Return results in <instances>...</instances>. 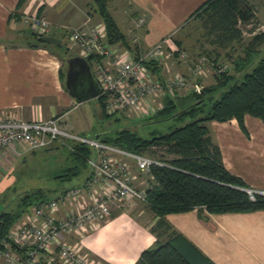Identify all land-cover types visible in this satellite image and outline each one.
<instances>
[{
  "label": "crops",
  "instance_id": "0c3cea01",
  "mask_svg": "<svg viewBox=\"0 0 264 264\" xmlns=\"http://www.w3.org/2000/svg\"><path fill=\"white\" fill-rule=\"evenodd\" d=\"M116 1L115 5L122 3L121 9L116 10L113 5L115 10L110 12L113 17L121 18L124 30L115 20L129 45L128 36L132 34L134 53L137 54L164 35H173L185 21L193 18L191 13L205 0ZM17 2L0 0V109L11 110L24 119H45L67 112L77 101L61 82L60 60L43 46L29 45V36L19 39L17 35H23L25 16L31 13L46 16L51 22L49 33L61 40L71 25L81 24L84 20L88 25L103 21L91 6L92 0H23L20 5ZM93 14L100 17L96 22L92 21ZM140 17L144 21L137 24ZM171 42L176 44L173 38ZM116 43L127 47L121 42ZM156 62L159 69L155 75L160 78L180 71L176 67L171 70L173 58ZM181 67L184 74L189 72L188 62L182 63ZM206 71L201 77L207 74ZM249 115H244L246 131L240 128L235 118H230L210 120L214 134L210 133V128L209 134L219 146L225 167L239 175L247 186L264 190V121ZM27 151L17 156L1 152L0 174L5 171L1 163L5 164V156L19 159ZM139 202H144L145 206L137 213L114 203L107 220L87 232H70L67 238L80 243L98 264H134L141 250L153 246L156 240L150 227L157 216L145 201ZM202 212L206 219L199 216L197 207L168 212L165 218L216 264H264V208ZM145 213L147 218L143 220Z\"/></svg>",
  "mask_w": 264,
  "mask_h": 264
},
{
  "label": "trees",
  "instance_id": "16d2710c",
  "mask_svg": "<svg viewBox=\"0 0 264 264\" xmlns=\"http://www.w3.org/2000/svg\"><path fill=\"white\" fill-rule=\"evenodd\" d=\"M22 1L18 0L17 4ZM92 2L104 23L107 41L121 42L128 47L125 33L108 9V0ZM191 16L200 20L206 41L225 47L232 41L241 40V24H255L256 12L249 0H205ZM29 37V45L43 46L59 59L68 53L64 44L44 42L31 29ZM176 42L180 44V40ZM227 55L232 57L235 72L225 68L215 74L214 82L203 85L199 92L164 95L162 106L149 116L174 117L179 124L167 131L153 130L149 137L123 126L100 139L133 152L146 153L162 162L150 166L149 186L145 190V202L157 216L150 227L156 236L155 244L142 249L134 264H216L172 227L165 218L168 212L197 207L199 216L206 219L203 210L226 212L264 208V194L255 193V198L251 199L245 190L248 187L245 181L225 167L207 124L210 120L235 118L240 128L246 131L245 114L264 121V31L252 35L242 54L233 56L227 52ZM146 64L154 74L159 69L156 61L148 60ZM64 76L65 70L60 64L59 77L63 86ZM102 97H96V114H111L105 111ZM158 148L163 152L157 153ZM69 152L73 163L64 167L58 176L71 179L83 175L81 182L90 171L87 158L92 147L85 142L71 141ZM63 187H34L18 192L14 206L0 209V239L34 204L48 199Z\"/></svg>",
  "mask_w": 264,
  "mask_h": 264
},
{
  "label": "built area",
  "instance_id": "2783aa9c",
  "mask_svg": "<svg viewBox=\"0 0 264 264\" xmlns=\"http://www.w3.org/2000/svg\"><path fill=\"white\" fill-rule=\"evenodd\" d=\"M25 21L38 35L49 33L51 28V22L42 14H28ZM137 21L141 24L144 18ZM69 27V41L76 46V53L90 58L87 60L100 86L98 95L103 96L108 113L119 111L126 116L154 113L162 106L164 95L178 90L199 92L203 87L198 77L207 70L206 55L189 58L185 50L171 42L170 35L135 54L128 47L108 42L103 22L88 25L84 20ZM165 58L188 62V77L176 71L160 78L146 64L148 60ZM223 70V66H217L214 73ZM65 113L45 119H24L11 110L0 111V153L7 150L17 156L55 141L68 147L71 141L85 142L92 147L87 158L88 176L34 204L0 239V259L6 264H49L54 260L60 264H98L79 243L67 238L68 233L87 232L107 220L114 203L145 201L149 183L138 187L131 168L149 172L151 165L162 164L146 153L133 152L68 129ZM245 190L251 199L255 193L264 194V190L250 186Z\"/></svg>",
  "mask_w": 264,
  "mask_h": 264
},
{
  "label": "rangeland",
  "instance_id": "374dc122",
  "mask_svg": "<svg viewBox=\"0 0 264 264\" xmlns=\"http://www.w3.org/2000/svg\"><path fill=\"white\" fill-rule=\"evenodd\" d=\"M250 1L255 7V24H241L242 37L240 41H232L225 47H219L210 44L208 41H206V37L203 35V28L201 27L200 20L196 17L191 18L187 22L185 21V24H182L183 27H181V25V28H179L173 35H170V38H173L175 42L180 40V44L177 42L176 44L188 53L189 58H195L200 54L206 55L207 63L205 64V67L207 69V74L205 76L198 77L199 81L203 85L215 81L214 70L217 68V66H223L224 69L226 68L229 69L230 72H235L231 62L232 57H228L227 52L233 56L242 54L243 47L250 40L252 35L259 31H264V0ZM109 2V11L115 10L113 5H115L117 1L109 0ZM121 5L122 3L115 5L117 7L116 10L121 9ZM91 6L94 9L93 2H91ZM94 11L96 10L94 9ZM93 15L94 18H92V21L96 22L100 17L97 14ZM114 17L117 20L120 28L124 30V26L120 21L121 18H118L116 15H114ZM24 23L25 25L23 29V35H17L19 39H24L29 36L30 29L27 23ZM69 28L70 27L66 28V33L64 34L63 40H61V43L67 46L68 53H64L63 56L61 55L63 59L58 58L60 60V64H62L63 70L66 68L65 58L68 55L77 54L75 48L76 46L72 45L69 41ZM128 38H130L131 41L128 47L134 53L135 47L134 43H132V34L129 35ZM8 41L7 43H10ZM17 42L23 43L24 40H17ZM182 63H184L183 60L173 58V63L170 64L172 65L171 70L176 67V70L179 68V72L183 73V69L181 67ZM188 74L189 72L184 75L188 77ZM177 93L181 94L183 92L178 90ZM96 107V98H92L88 101L74 102L65 113V120L67 122L68 129L81 133L90 138L101 139L102 137L112 134L117 128L129 126L135 129L142 136L149 137L151 135V131L153 130L167 131L174 124L180 123L177 122L174 117H149L153 112L146 115L133 113L128 117L123 115L124 112L119 111L108 115H100L99 113L96 114ZM0 111L2 110L0 109ZM249 116L251 118H258L252 115ZM210 123L211 122L209 121L207 122L210 128V133L214 134L212 127H210ZM162 150V148H158L157 153H162ZM4 153L9 154V151L5 150ZM10 156H5V164L1 162L5 168V171H1V173L4 174H0V209L1 207L8 208L10 206H14L19 197L18 192H22L25 189L34 187H50L51 189L52 187L54 188L56 186H67L79 182L83 177V175H78L72 177L71 179H63L58 176L64 167L73 163V159L69 152V147L59 143L58 141L52 142L46 146L30 149L19 159H17V157H13V159H11L12 157ZM167 156H170V154H167ZM131 172L134 174V182L138 187H145L146 184L149 183L148 172L135 170L134 167L131 168ZM51 191L52 190L49 192L51 193ZM120 206L125 210L128 209L132 213H137L140 210V207L145 206V204L144 202H139L136 200L122 204ZM142 217H144L142 218L143 220L146 219V213L144 216L142 215ZM78 246H80V243ZM0 264H6V262L0 259ZM54 264L60 263L55 261Z\"/></svg>",
  "mask_w": 264,
  "mask_h": 264
},
{
  "label": "water",
  "instance_id": "95a60500",
  "mask_svg": "<svg viewBox=\"0 0 264 264\" xmlns=\"http://www.w3.org/2000/svg\"><path fill=\"white\" fill-rule=\"evenodd\" d=\"M44 42L60 44L61 39L51 33L39 35ZM66 68L64 85L77 102H82L98 96L100 86L95 79L89 61L79 55L72 54L65 58Z\"/></svg>",
  "mask_w": 264,
  "mask_h": 264
}]
</instances>
